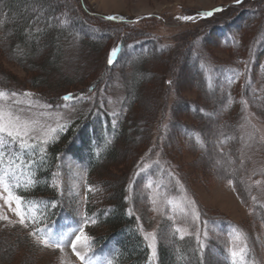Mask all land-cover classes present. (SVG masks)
<instances>
[{
  "label": "rangeland",
  "instance_id": "rangeland-1",
  "mask_svg": "<svg viewBox=\"0 0 264 264\" xmlns=\"http://www.w3.org/2000/svg\"><path fill=\"white\" fill-rule=\"evenodd\" d=\"M18 2L14 13L0 17V92L3 87H12L16 88L12 92L17 93L15 97L11 96V91L4 93L0 97V108L5 113L11 109L36 132L31 133L29 147L21 148L22 154L9 145L3 149L6 155L0 160V217H4L0 218V264H81L73 253L71 241L80 234L78 228L84 224L85 196L89 192L92 203L107 210V206L112 205L107 197L118 185L122 188L124 207L136 221L138 235L140 233L147 245L151 262L157 264L161 245L167 249L174 264H181L180 257L184 264H196L197 261L223 264L218 249L228 246V252L236 251L239 264H243L247 258L246 253L243 260L239 256L243 236L233 235L234 239L231 237L229 242L212 225L214 221H228L246 232L244 238L252 250L251 259H255L256 264H264L262 218L244 199L249 194L247 185L250 181L244 175L249 172V167L255 171L262 169L264 173V152L257 145V142H264V73L260 69L264 64V45L258 46L264 39V0H244L240 4L235 0ZM6 5L5 0H0V10ZM214 9L223 12L214 15L213 19L212 15H199L221 12ZM66 13L71 19L79 20L83 27L60 31L58 42L52 44L39 39L27 40V43L34 41L35 45L29 57H24L21 50L15 48L12 32L23 23L22 17L37 21L40 28L45 24L46 28L57 29L60 24L66 26L68 23L57 14ZM152 16L159 19L134 22ZM181 16L192 19L184 20ZM104 17L127 22H105ZM209 17L208 21L198 19ZM236 19L238 23L231 25L230 22ZM220 23L223 28L219 27ZM223 38L240 40L245 48L230 51L222 45ZM121 39H154L165 52L138 62H131V55H125L126 52L114 68L105 69L106 52ZM204 58L209 59L207 62L212 60L226 66L233 64L236 58V64L244 68V78L252 85L253 92H244L242 78L235 89V86L230 88L232 77L230 71L224 69L215 71L221 94H207L201 76L193 71V64ZM98 77H102V81L93 91V101L90 100L87 108L93 104L102 108L113 124L119 117L126 118L123 141L114 144L117 156L113 163L96 174V178H91L92 183L87 187V152L84 147L77 146L82 139L74 140L69 151L60 157L50 181L52 189L70 212L64 216L63 227L58 230H46L39 236L31 234L28 227L18 222L20 217L15 212V201L7 204L4 199L8 192L16 196L15 190L27 183L26 172H21L18 161L27 155L30 158L35 151L40 152L57 140L66 123L79 113L67 106L47 110V106L32 102L20 91L28 89L38 93L41 90L47 93L46 98L54 101L64 93L85 92ZM36 79L46 85L34 89L32 84ZM229 96L235 100L232 111L227 101ZM188 105L206 108L209 117L193 114ZM95 123L92 124L95 126ZM178 125L205 134L206 140L210 141L207 148L196 150L181 134ZM231 138L234 147L228 146ZM154 164L160 165L165 172L162 169L163 173L155 175ZM229 178L236 186L227 182ZM153 181L157 185H153ZM256 187L260 190L255 192L264 209V185L256 184ZM21 200V212L28 224L42 212L43 206ZM190 230L194 240L206 242L207 237H211L205 248L204 263L200 262L203 257H200V251L188 250L183 256L180 246L175 245L177 240L183 241ZM41 239H49L59 247L38 243ZM16 240H20L18 246ZM77 249L88 264H111L112 244L104 246L98 255H90L88 239L77 242Z\"/></svg>",
  "mask_w": 264,
  "mask_h": 264
},
{
  "label": "trees",
  "instance_id": "trees-1",
  "mask_svg": "<svg viewBox=\"0 0 264 264\" xmlns=\"http://www.w3.org/2000/svg\"><path fill=\"white\" fill-rule=\"evenodd\" d=\"M5 1L7 4L6 7L0 10V17L2 16L4 18L14 13V11L17 10L15 5L19 4L18 0ZM243 1L244 0H242L241 3ZM251 1L254 2L257 0ZM222 12L223 11L214 13L211 16L212 19L214 15L221 14ZM57 15H59L63 21L67 20L66 22L68 23H66V26L60 24L57 29L55 27V29L53 27L49 29L44 27V24L42 25L43 27L40 28L38 27L40 23H38L37 21H32L31 19L23 20L24 18L22 17L21 22L23 21V23H21L17 28H15L14 32H12L13 38L16 42L15 48H19L21 50L20 53L24 54V57H29V55L34 50L35 45L33 44L34 41H30V43H27V40L39 39L46 41L47 44H52L53 41L54 43L58 42L59 35L60 33H62L60 31L66 32L68 31L66 29L83 27L82 23L79 20L71 19V16H69L67 13L64 15ZM240 16L241 15H239L238 18H240ZM150 18L159 19V17L152 16L147 18L143 17L140 20L133 21L135 23H139L145 19L147 20ZM180 18H182V16ZM198 19L199 21H208L211 18L209 17ZM44 21L46 23V20ZM104 21L115 24H124L125 22H127L120 19H108L107 17H104ZM230 23L231 25H236V23H238V19H236L235 22ZM218 25H220L219 27L223 28V26H221V23ZM85 26L87 27V25ZM222 45L226 48H229V50L232 49L234 51H243L242 49L245 48V44L243 46L240 40L238 42L235 39L229 38H223ZM261 45H264V39L259 43L258 46ZM114 47L118 48V56L115 59V63L109 66L107 63V56L109 51ZM126 52L128 54H125ZM164 52L165 49L160 48L159 43L156 42L154 39H145L139 41H126L121 39L119 41H116L106 52L104 67L105 69L114 68L118 61H120V56L124 54L131 55V59L129 58L131 62H138L139 60L153 57V55L157 54L160 55ZM208 60L209 59H202L201 61L197 60L193 64V71L199 76H201V80L204 84V88L207 94H221L215 76V71L224 69L229 70V76L232 77V81L229 82L230 88L235 86V89L238 86L237 83L239 81V78H242L241 84L243 83L244 92H253V89L251 87L252 85H250L244 78V68H242L239 64H236V58L234 59L233 64H229L227 66L218 65L212 60L210 62H207ZM260 69L261 73H264V64L263 66H261ZM101 78L98 77V79H96V81L92 85L87 87V90L85 92L81 93L75 91L64 93L58 97V100L54 101L49 98H46L45 94L47 93L41 92V90L38 93L28 89L20 91V93L24 97L30 99L32 102H37L39 104L42 103L43 106H47V110L63 108L67 106L68 108H72L74 111H78L79 113L78 117L66 123L65 129L59 134L57 140L48 144L47 147L41 150L40 152L35 151L30 158L23 157L18 161V165H20L23 169H26L27 184L25 187L21 188L16 192L17 195L28 201H44L46 203L45 211L41 217L40 224H27V227L31 230L32 233H35V231L43 227L41 225H50L52 223H55L62 216H65L66 214L68 215V213L70 212L65 203L63 204L62 201H60L61 199L52 189L50 181L52 179L54 169L57 167L60 157L69 151L70 145H72V142L74 140L82 139L81 144H77V146L79 148L84 147V150L87 152L85 157L88 164L86 171L87 187H90L92 183L91 178H96V174L98 172L100 173L102 169H104L107 165L113 163L114 159L117 156V150L115 148L116 146L114 147V144L116 142L122 143L123 141L122 136L126 133V118L119 117V121L113 124L112 118H110L106 111L102 108L95 107V104L87 108L89 106L90 100L93 101L91 95L96 89L98 83L102 81ZM45 85L46 84L44 81L36 79L32 84V87L34 89H41ZM15 89L16 88L12 87H3V89H1V92L7 94L9 93L8 91H11L12 93V91H14ZM25 93H28L30 95H25ZM69 93L73 94L74 98L69 101H64L62 97ZM227 101L230 104V110L232 111L233 109H235L234 97L229 96L227 98ZM80 109L83 110L79 112ZM188 109L190 112L199 117H209V111L204 107L188 105ZM92 121L96 122L95 126L92 124ZM178 126H180L179 128L181 129V134L195 147L196 150L201 151L207 148V143L210 141L206 140L205 134H203L197 129L186 128L183 125ZM225 135L226 133H224V136ZM221 137H223V135H221ZM83 139H85V142L83 141ZM228 144V146L232 145L231 147H234V140L231 138L228 141ZM257 145L258 147H260L259 149L264 152V142H257ZM12 146L16 147L15 143L12 144ZM215 147H219V145H216ZM154 166L156 168L155 172H157L155 175H157L159 172H162V169L163 172H165L164 168H162L160 165L154 164ZM261 171L262 169L260 171H255L250 166L248 173H245V171L243 172L245 173V177H247V179L250 181L247 185V187L249 188V194L247 195V198L244 199L252 210H256L257 212H259L262 218L261 222L264 227V209L262 208V205L260 204L261 202L259 201V198L256 195V192H260L258 187H256V182L259 181V185H264V173H262ZM229 181H232L231 184L233 185V187L236 186L233 179L229 178L227 182ZM153 185H157V183L153 181ZM161 187L164 191H166V189H164L162 185ZM250 194L252 197L249 198ZM122 197L123 192L121 185L114 187L112 194L107 197L108 201H111L112 205L107 206L108 209L105 210L95 206L92 203V197L90 193L87 192L83 206V216L86 222L85 224H83L81 229H83L84 235L88 237V240L90 242V249L92 252L96 253L104 246L112 243L115 248V251L112 256V264H155L153 261L151 262L152 259L148 252L147 245H145L142 236H139L140 233L138 235V227L136 221L134 220L133 215L128 214L129 211L128 209H126V207H124L126 204L124 203V199ZM253 197H256V199H253ZM174 215L178 217V214L176 212ZM93 221L95 222L93 223ZM212 225L213 227H215V229H217V231H220L223 235H225L226 240L229 242L231 241V237H233L232 240L234 239L235 236L233 235L239 234L240 236H243V248H245V246L247 248V258L243 262V264H256L255 259H251V257H253V253L252 250L249 248V245L247 244V239L244 238V236L246 235L245 231H243L238 225L228 221H214ZM193 234L194 233L190 230L188 236H186L183 241L177 240L175 245L180 246V254L183 256L188 250H196V252L200 251V257L203 256V259L200 258V262L204 263L206 259V255L204 253L206 251L205 248L209 243H207V241H210L211 237L208 236L207 241L205 242L203 240L199 241L197 240V238L194 240ZM19 242L20 240H16L15 243L17 246ZM201 246L204 247L202 248ZM218 253L221 257L223 264H233L234 259L235 264H239L240 262L237 260L236 257L233 258L231 253L228 252V246H221V248L218 249ZM180 258L181 264H184L182 261V257ZM252 261H254V263ZM157 264H174V261L169 256L167 249L162 248L161 245L159 246ZM196 264L200 263H198L197 261Z\"/></svg>",
  "mask_w": 264,
  "mask_h": 264
},
{
  "label": "snow or ice",
  "instance_id": "snow-or-ice-1",
  "mask_svg": "<svg viewBox=\"0 0 264 264\" xmlns=\"http://www.w3.org/2000/svg\"><path fill=\"white\" fill-rule=\"evenodd\" d=\"M236 3H241V0H235ZM213 11H221V9H214ZM201 16H211L213 15V12H203L200 13ZM108 19H115V17H108ZM184 20H190L192 17L190 16H184L182 17ZM118 48H112L107 56V63L109 66L113 65L115 63V57L117 55ZM168 83H171V81H168ZM17 95L16 92H12L11 96L15 97ZM25 95H30L28 93H25ZM4 93L0 92V97H3ZM73 94L69 93L62 97L64 101H69L73 99ZM51 131H55V129H52ZM36 132L35 128L31 127L30 123L22 122L19 115H16L11 109L7 113H5L3 108H0V160L3 159V157L6 155V152L3 149H6L8 144L10 142H16L19 141V147L20 148H27L29 147V140L31 139V133ZM4 137H7L8 139L5 140ZM11 163V162H10ZM229 183H232V181H229ZM257 184L260 182L257 181ZM7 190V188L5 189ZM5 203L11 204L14 200L16 203V215L20 217L19 224L27 227L25 216L22 215L21 208H22V200L19 196H13L11 192H8V195L4 198ZM253 199H256V197H253ZM4 218V217H0ZM95 221H93L94 223ZM34 234V233H31ZM148 237H145L147 239ZM88 237L83 234V229L80 230V234L75 236V240L71 241V246L73 253L76 255V257L81 261V264H88L86 261L85 256L81 255L80 251L77 249V242L81 240H87ZM155 239V237H153ZM38 243L44 244L45 246H52V247H59L57 243L51 242L49 239H41L38 241ZM203 247V246H201ZM246 246L245 248H242L239 252V256L241 257V260L245 259V253H246ZM153 255H155V252L153 251ZM232 257L235 258L238 253L236 251H233L231 253ZM233 264H235V259L233 260Z\"/></svg>",
  "mask_w": 264,
  "mask_h": 264
}]
</instances>
